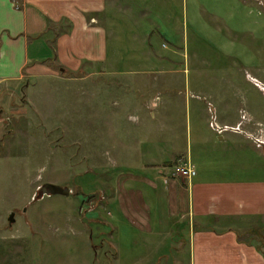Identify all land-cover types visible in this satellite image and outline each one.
<instances>
[{"label": "rangeland", "instance_id": "374dc122", "mask_svg": "<svg viewBox=\"0 0 264 264\" xmlns=\"http://www.w3.org/2000/svg\"><path fill=\"white\" fill-rule=\"evenodd\" d=\"M127 1L134 4L129 10L123 3L117 16L123 29L137 33L121 34L123 72L116 80L67 74L32 78L27 89L26 80L0 88V264H116L113 247L121 242L113 228L124 229V243L134 230L113 215L109 185L121 176L136 187L130 175L147 176L140 172L144 163L154 156L172 160L170 138L182 148L189 141L194 150L195 134L209 136L223 148L211 150L213 158L204 155L209 166L234 175L250 170L239 149L220 142L209 123L226 113L236 119L232 123L245 124L247 110L264 109V38L211 36L213 12L196 20L194 0ZM198 2L209 8L226 0ZM250 15L256 12L250 9ZM112 47L110 38L109 53ZM137 68L138 74L129 73ZM246 131L254 145L264 141L258 122H249ZM46 182L67 187L69 195L41 196ZM240 236L264 248L257 228ZM182 237L179 231L172 236L163 264L187 261L175 257Z\"/></svg>", "mask_w": 264, "mask_h": 264}, {"label": "crops", "instance_id": "0c3cea01", "mask_svg": "<svg viewBox=\"0 0 264 264\" xmlns=\"http://www.w3.org/2000/svg\"><path fill=\"white\" fill-rule=\"evenodd\" d=\"M128 2L0 0V88L26 80L27 89L32 78L63 79L67 74H80L84 79L98 73L116 80L123 72L118 66L121 34L129 33L133 38L137 33L131 26L130 30L123 29L117 16L123 3L130 10L134 3ZM250 9L255 16L251 17ZM209 12L214 16L208 25L211 36L214 32L244 35L251 40L264 38V0H226L209 8L194 0L196 20ZM110 38L114 41L111 53ZM139 68L129 73L138 74ZM261 89L264 93V87ZM25 98L30 103L27 95ZM249 111L247 120L264 126V109ZM150 116L155 117V113L150 111ZM214 119L209 127L220 142L227 140L228 145L239 149L250 170L234 175L226 174L228 168L224 166H209L204 155L210 159L213 150L223 149L219 146L222 143L215 144L209 136L195 134L194 150L191 142L186 141L182 148L170 138L172 160L160 162L163 159L152 157L140 169L142 173L147 170V176L130 175L129 181L136 182V187L121 176L109 185L106 202L116 207L113 215L119 221L125 218L134 230L129 242L124 243V229L113 228L111 235L115 238L117 233L116 240L121 242L113 247L116 264H163L166 246L177 231L183 232V241L179 240L175 248L178 262L186 257L184 264H264V248L259 250L240 236L257 228V235L264 240V141L254 145L249 140V122L232 123L236 119L226 113ZM180 161L192 166L195 176H172V166Z\"/></svg>", "mask_w": 264, "mask_h": 264}, {"label": "water", "instance_id": "95a60500", "mask_svg": "<svg viewBox=\"0 0 264 264\" xmlns=\"http://www.w3.org/2000/svg\"><path fill=\"white\" fill-rule=\"evenodd\" d=\"M40 195H55L60 194L63 196H67L70 193V190L67 187H62L60 185L54 183H43L39 188ZM14 221V212H10L8 215V222L11 224Z\"/></svg>", "mask_w": 264, "mask_h": 264}, {"label": "built area", "instance_id": "2783aa9c", "mask_svg": "<svg viewBox=\"0 0 264 264\" xmlns=\"http://www.w3.org/2000/svg\"><path fill=\"white\" fill-rule=\"evenodd\" d=\"M170 174L181 178H192L195 176L196 171L186 161H180L172 166Z\"/></svg>", "mask_w": 264, "mask_h": 264}, {"label": "trees", "instance_id": "16d2710c", "mask_svg": "<svg viewBox=\"0 0 264 264\" xmlns=\"http://www.w3.org/2000/svg\"><path fill=\"white\" fill-rule=\"evenodd\" d=\"M255 247H257V248L260 250V247H259V246H256V245H255Z\"/></svg>", "mask_w": 264, "mask_h": 264}]
</instances>
